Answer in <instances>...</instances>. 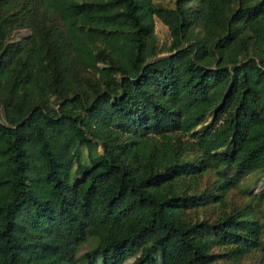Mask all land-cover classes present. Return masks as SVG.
<instances>
[{
	"label": "trees",
	"instance_id": "trees-1",
	"mask_svg": "<svg viewBox=\"0 0 264 264\" xmlns=\"http://www.w3.org/2000/svg\"><path fill=\"white\" fill-rule=\"evenodd\" d=\"M263 174L264 0H0V264H264Z\"/></svg>",
	"mask_w": 264,
	"mask_h": 264
},
{
	"label": "rangeland",
	"instance_id": "rangeland-1",
	"mask_svg": "<svg viewBox=\"0 0 264 264\" xmlns=\"http://www.w3.org/2000/svg\"><path fill=\"white\" fill-rule=\"evenodd\" d=\"M157 2H160L164 5L167 6H172L173 4V0H156ZM27 31L23 30V31H19L18 33L20 34H25ZM155 33L157 35L158 38V43L160 46H162L163 44H168L169 41V30L168 28L157 18H155ZM250 188L252 191L254 192H258L259 190L264 188V174L261 176V179L258 181L257 184L251 185L250 184ZM132 261V258L126 260L124 263L122 264H129Z\"/></svg>",
	"mask_w": 264,
	"mask_h": 264
}]
</instances>
